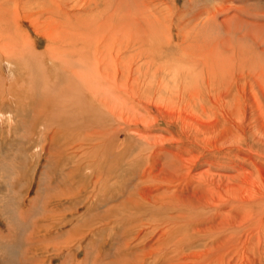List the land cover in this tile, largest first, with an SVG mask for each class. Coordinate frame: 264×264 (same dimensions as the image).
<instances>
[{
    "label": "rangeland",
    "instance_id": "obj_1",
    "mask_svg": "<svg viewBox=\"0 0 264 264\" xmlns=\"http://www.w3.org/2000/svg\"><path fill=\"white\" fill-rule=\"evenodd\" d=\"M0 42V264H264V0H1Z\"/></svg>",
    "mask_w": 264,
    "mask_h": 264
},
{
    "label": "bare ground",
    "instance_id": "obj_2",
    "mask_svg": "<svg viewBox=\"0 0 264 264\" xmlns=\"http://www.w3.org/2000/svg\"><path fill=\"white\" fill-rule=\"evenodd\" d=\"M1 1V0H0ZM5 2V1H4ZM39 10V9H38ZM111 13V12H110ZM8 22V21H7ZM155 23V22H154ZM250 24V23H249ZM251 24H253V23H251ZM258 26V25H257ZM16 29V28H15ZM154 29V28H153ZM125 32V31H124ZM9 34V33H8ZM251 34V33H250ZM7 35V34H6ZM10 35V34H9ZM9 35H7V36H9ZM91 36V35H90ZM1 37H2V35H1ZM14 37V36H13ZM92 37V36H91ZM9 39V38H8ZM90 39H92V38H90ZM82 40V39H81ZM138 41V40H137ZM14 42V41H13ZM17 42V41H16ZM1 43V42H0ZM5 44V43H4ZM19 44V43H18ZM6 45V44H5ZM24 45V44H23ZM9 46V45H8ZM25 46V45H24ZM23 46V47H24ZM22 47V49H24ZM1 48V47H0ZM17 48V47H16ZM15 48V49H16ZM3 49V48H2ZM6 49H7V47H6ZM19 48H17L16 50H18ZM139 49V48H138ZM9 50H11V48L9 49ZM77 50V49H76ZM88 50V49H87ZM1 51V50H0ZM4 51V50H3ZM12 51H14V50H12ZM74 51V50H73ZM6 52V51H5ZM18 52H20V51H18ZM76 52V51H75ZM7 53V52H6ZM74 53V52H73ZM9 55H10V53H9ZM80 56V58L83 56V55H79ZM106 58V57H105ZM67 59H69V58H67ZM66 59V60H67ZM82 59V58H81ZM88 59V58H87ZM96 59V58H95ZM65 60V59H64ZM65 60V61H66ZM83 60V59H82ZM94 60V59H93ZM72 61V60H71ZM76 61V60H75ZM78 61V60H77ZM66 62H70V61H66ZM97 63V62H96ZM73 64V63H72ZM88 64H90L91 65V62L90 63H88ZM93 64V63H92ZM74 65V64H73ZM73 65H70V67L71 66H73ZM89 65V66H90ZM96 66V65H95ZM95 66H94V68H95ZM67 67V66H66ZM69 67V68H70ZM93 67V66H92ZM72 68V67H71ZM92 69V68H91ZM70 70V69H69ZM80 70V69H79ZM76 71V74H77V76L79 77H77L78 79H80V78H85L86 76H87V73H86V75L85 74H83V73H81L80 71H78L77 72V70H75ZM72 72H73V70H72ZM83 72V71H82ZM75 74V75H76ZM95 75H97V73L95 74ZM93 76V75H92ZM97 79V78H96ZM87 81H89L90 83H95V85L93 86V88H95V90H96V92H97V90H98V88H97V85L100 83H96V80H94V78L93 79H88ZM86 81V82H87ZM101 81V80H100ZM88 82V83H89ZM119 82V81H118ZM107 84V83H106ZM102 85V84H101ZM103 85H104V83H103ZM123 85V84H122ZM130 85V84H129ZM92 87V86H91ZM129 87V86H128ZM93 88H92V92L94 91L93 90ZM110 89H111V86H110ZM105 92H106V101H107V99L108 100H110L113 104L114 103H118V99H114L113 97H112V94H110L109 93V90H107L106 88H105ZM116 92V91H115ZM100 93V92H99ZM114 93V92H113ZM143 93V92H142ZM101 94V93H100ZM100 94H99V96H100ZM117 94V93H116ZM103 96L105 95V93H103L102 94ZM118 95V94H117ZM97 97V96H96ZM95 97V98H96ZM99 99V98H98ZM105 99V98H104ZM102 100H103V98H102ZM122 100V99H121ZM92 102H93V100H91ZM104 101V100H103ZM105 101V102H106ZM120 103V102H119ZM123 104H124V102H123ZM120 105H121V103H120ZM104 106V105H103ZM114 107H115V104L113 105ZM117 106V105H116ZM111 107H112V105H111ZM116 108V107H115ZM113 109V108H112ZM117 110V109H116ZM112 111V110H111ZM135 115V114H134ZM134 118V117H133ZM136 119V118H135ZM162 140V139H161ZM182 164V163H181ZM180 164V165H181ZM194 176V175H193ZM191 182V181H190ZM188 185H189V183H188ZM191 185V184H190ZM193 185V184H192ZM211 185V184H210ZM219 186V185H218ZM208 187H209V185H208ZM206 188V187H205ZM205 191V190H204ZM218 191V190H217ZM220 192V191H219ZM139 193V192H138ZM141 193V192H140ZM221 193H222V191H221ZM221 193H220V195H221ZM219 195V197L218 198H223L222 196H224L225 195V193H224V195L222 194L221 196ZM231 196V195H230ZM233 198V197H232ZM224 199V198H223ZM237 199V198H236ZM161 200V199H160ZM213 200V199H212ZM243 201V200H242ZM158 202V201H157ZM207 203V202H206ZM205 203V204H206ZM212 203V202H211ZM252 204V203H251ZM226 205V204H225ZM207 206H209V205H207ZM225 207V206H224ZM130 208V207H129ZM219 208V207H218ZM253 208V207H252ZM198 209V208H197ZM200 209V208H199ZM216 209V208H215ZM236 210V209H235ZM140 211V210H139ZM148 211V210H147ZM144 213V212H143ZM219 213V212H218ZM141 214V213H140ZM220 214V213H219ZM140 217V216H139ZM236 218V217H235ZM143 219V218H142ZM226 220V219H225ZM239 221V220H238ZM233 222V221H232ZM240 222V221H239ZM211 225V224H210ZM231 225H233V224H231ZM196 226V225H195ZM212 226V225H211ZM210 226V227H211ZM210 227H203V228H200V231L201 232H206V230H208ZM223 227V226H222ZM227 227H229L228 225H227ZM138 228V227H137ZM215 228V227H214ZM224 228V227H223ZM259 228V227H258ZM141 229V228H140ZM225 229H226V227H225ZM254 229V228H253ZM199 230V229H198ZM212 230V229H211ZM235 230H236V228H235ZM210 232V231H209ZM231 232V231H230ZM208 233V232H207ZM232 233V232H231ZM212 234H213V231H212ZM228 235V234H227ZM212 236V235H211ZM228 238H230V237H228ZM229 240V239H228ZM214 241V240H213ZM225 242H227L226 240L224 241V240H222V241H220V240H217V243H216V245H214V247L217 249V248H220V247H222V248H224L226 245H228V243H225ZM231 243H233V242H231ZM236 243V242H235ZM230 244V243H229ZM211 245V244H210ZM213 245H211V249L213 248ZM236 245V244H235ZM238 245H239V243H238ZM242 245H243V243H242ZM244 247L246 246V245H243ZM238 247H241V246H238ZM145 248V247H144ZM228 248H229V246H228ZM233 249L232 250H234V247H232ZM243 248V247H242ZM247 248V247H246ZM180 249V248H179ZM210 249V247H209V251L211 250ZM227 249V248H226ZM236 249V248H235ZM243 249H245V248H243ZM213 250V249H212ZM225 250V249H224ZM223 250V251H224ZM237 250L239 251V249L237 248ZM175 251V250H174ZM236 251V250H235ZM234 251V252H235ZM244 251V250H243ZM216 252V251H215ZM222 252V251H221ZM245 252V251H244ZM246 253V252H245ZM196 254V253H195ZM211 254H213V253H211ZM210 254V255H211ZM228 254V253H227ZM233 254H235V253H233ZM243 254V253H242ZM150 255L151 256H155V254L153 253V252H150ZM214 255V254H213ZM213 255H211V256H209V258H206V256L204 257V261L205 262H199L198 264H215V263H217V262H220L221 264H223V262H222V260H223V253H220V254H218L217 253V256L215 255L214 257H213ZM231 255H232V253H231ZM125 256V255H124ZM197 256V255H196ZM239 256H240V254H239ZM244 256V255H243ZM249 256V255H248ZM198 257V256H197ZM241 257V256H240ZM205 258H206V260H205ZM224 258H225V256H224ZM212 259H215L214 261H211ZM202 260V261H203ZM208 260H210V261H208ZM229 261H231V260H229ZM140 262V261H139ZM234 262V261H233ZM138 263V262H137ZM143 263V262H142ZM180 263H182V262H180ZM185 263V262H184ZM189 263V262H188ZM231 263H232V261H231ZM141 264V263H140ZM191 264H193V263H191ZM230 264V263H229ZM233 264V263H232Z\"/></svg>",
    "mask_w": 264,
    "mask_h": 264
}]
</instances>
